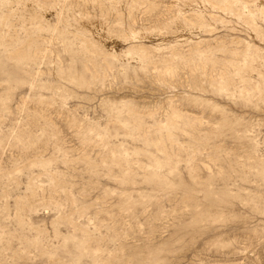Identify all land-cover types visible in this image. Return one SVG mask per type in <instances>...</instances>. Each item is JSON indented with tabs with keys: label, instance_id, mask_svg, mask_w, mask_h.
<instances>
[{
	"label": "rangeland",
	"instance_id": "obj_1",
	"mask_svg": "<svg viewBox=\"0 0 264 264\" xmlns=\"http://www.w3.org/2000/svg\"><path fill=\"white\" fill-rule=\"evenodd\" d=\"M0 264H264V0H0Z\"/></svg>",
	"mask_w": 264,
	"mask_h": 264
}]
</instances>
